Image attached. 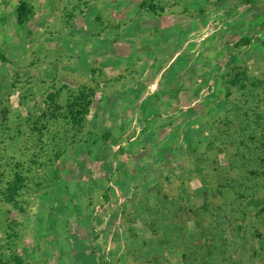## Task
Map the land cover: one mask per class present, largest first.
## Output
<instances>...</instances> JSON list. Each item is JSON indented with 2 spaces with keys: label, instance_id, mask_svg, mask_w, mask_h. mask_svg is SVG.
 <instances>
[{
  "label": "rangeland",
  "instance_id": "374dc122",
  "mask_svg": "<svg viewBox=\"0 0 264 264\" xmlns=\"http://www.w3.org/2000/svg\"><path fill=\"white\" fill-rule=\"evenodd\" d=\"M27 2L0 0V256L264 264V0Z\"/></svg>",
  "mask_w": 264,
  "mask_h": 264
},
{
  "label": "trees",
  "instance_id": "16d2710c",
  "mask_svg": "<svg viewBox=\"0 0 264 264\" xmlns=\"http://www.w3.org/2000/svg\"><path fill=\"white\" fill-rule=\"evenodd\" d=\"M31 13H32V9L30 8L27 0H20V3L17 8L18 24L24 25ZM93 96H94V90L92 88H89L87 90H80L78 91V93L73 94V96H71L70 100L67 103L66 106L67 112L65 117L71 123V125L80 133L84 129L86 119L90 111V107L93 103ZM56 107L59 108L58 105ZM146 122L148 123L147 128L150 127V120H147ZM201 151L202 148L198 144L192 154L194 158L197 156V154L201 153ZM201 161L202 159H200V162ZM200 162L199 163L196 162L194 168H192L191 171L202 179L204 187L208 191L206 193L210 192L213 195L216 192L219 194L220 196L219 198L225 196L226 192L230 190V189L227 190L228 186L222 187L221 185H219V183H215L211 179V176H208L209 174H207V170L201 166ZM253 174L255 175V178L258 177L255 172H253ZM19 183H20L19 180L13 183L11 188V190H13V194L12 195L10 194V196L9 197L7 196L6 198L8 203L15 202L14 195L17 194V191L19 189L18 188ZM232 190L233 189H231V191ZM185 202H186L185 205H188L189 201L185 200ZM235 203L236 201L233 200L231 201L230 204L235 205ZM209 206H211V201L208 197H206V207L209 208ZM225 206H226V201L224 202V205L220 207L221 209H224L223 207ZM7 250L9 254L6 255V257L0 256V264H30L29 262H26L21 255L18 254L17 250L13 248L12 244L8 246Z\"/></svg>",
  "mask_w": 264,
  "mask_h": 264
}]
</instances>
